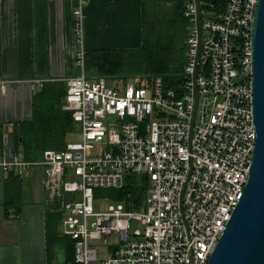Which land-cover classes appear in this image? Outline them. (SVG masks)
<instances>
[{"label":"built area","instance_id":"obj_1","mask_svg":"<svg viewBox=\"0 0 264 264\" xmlns=\"http://www.w3.org/2000/svg\"><path fill=\"white\" fill-rule=\"evenodd\" d=\"M183 1L190 47L181 81L166 88L161 75L149 85L116 86L105 76H88L87 0H78L80 73L67 78L63 109L80 138L63 149L46 148L37 159L13 143L0 147V177L42 167L47 206L61 214L74 264H207L243 196L257 140L253 26L259 0H226L220 7L201 0L200 9L198 0ZM129 175L147 177L144 205L126 200L97 212L96 190L121 189ZM114 233L118 241L102 259L92 240Z\"/></svg>","mask_w":264,"mask_h":264},{"label":"crops","instance_id":"obj_2","mask_svg":"<svg viewBox=\"0 0 264 264\" xmlns=\"http://www.w3.org/2000/svg\"><path fill=\"white\" fill-rule=\"evenodd\" d=\"M78 0H0V127L3 145L16 122L33 117L34 99L48 86L67 90L76 63ZM144 0H87V50H132L143 43ZM45 79L43 86L34 83ZM3 81V83H2ZM17 177V179L15 178ZM43 169L0 177V264H73V242L47 236ZM61 225V222H60ZM60 237L66 242H60ZM51 238L56 242L51 244Z\"/></svg>","mask_w":264,"mask_h":264},{"label":"trees","instance_id":"obj_3","mask_svg":"<svg viewBox=\"0 0 264 264\" xmlns=\"http://www.w3.org/2000/svg\"><path fill=\"white\" fill-rule=\"evenodd\" d=\"M214 1L217 5L223 6L226 0ZM123 49H95L87 50V63L99 67L107 73L108 64L119 59ZM137 57L142 61L145 70L148 72V80L139 82V85H149L153 76L161 75L164 78L166 88L176 87L182 79V73H168L174 61L170 58L166 47L153 42L146 34V22L143 20V43L137 50ZM0 56H1V34H0ZM93 77L92 72L89 74ZM66 89L45 86L34 99L33 117L31 119L16 122L13 130L14 140H11L16 147L24 146L25 156L28 159H37L46 148L63 149L68 141L67 136L75 135L78 129L70 111L63 109ZM140 177V178H137ZM17 179V177H15ZM135 179L141 180L140 184ZM148 181L146 176L129 175L123 188L118 189L117 197L126 200L127 193L133 195L135 202H140L141 196L146 195ZM61 222V214L49 212L47 214V236H56L55 229ZM72 241V240H71ZM73 242V241H72ZM74 264V243L73 258Z\"/></svg>","mask_w":264,"mask_h":264},{"label":"water","instance_id":"obj_4","mask_svg":"<svg viewBox=\"0 0 264 264\" xmlns=\"http://www.w3.org/2000/svg\"><path fill=\"white\" fill-rule=\"evenodd\" d=\"M198 3L200 9L201 0H198ZM254 14L253 93L257 129L256 146L249 170V181L243 196L207 264H264V0H259ZM197 23L199 48L194 73L195 82L202 39L200 11ZM197 102L196 89V107ZM195 113L196 110L192 120L191 136Z\"/></svg>","mask_w":264,"mask_h":264},{"label":"rangeland","instance_id":"obj_5","mask_svg":"<svg viewBox=\"0 0 264 264\" xmlns=\"http://www.w3.org/2000/svg\"><path fill=\"white\" fill-rule=\"evenodd\" d=\"M183 0H144V20L146 22V34L153 42L166 47L170 58L174 61L170 66L168 73H183L189 51L188 28L189 21L183 15ZM140 48V47H139ZM138 49V48H137ZM137 49L122 51L119 59L114 63L108 64L106 67L109 71L104 72L99 67L89 65L86 59V73L88 76L92 72L93 77L105 76L108 82L113 85H123L126 83H139L148 80L149 74L145 70L142 61L137 57ZM78 131L75 135H69L66 141L80 138ZM14 140L13 136H10ZM2 133L0 127V145H3ZM24 149L23 145H20ZM140 178V177H137ZM141 180L135 179L136 184H140ZM118 189L100 188L96 190L94 207L97 212H105L111 204L123 203L128 201L131 207H142L146 195L141 196L140 202H135L131 193H127L125 199L120 200L118 197ZM61 229L60 222L57 224L56 232ZM64 237V236H63ZM66 239L60 237V242H66ZM118 233H114L105 238L92 240V243L98 248L100 257L107 258L109 251L114 248L110 244L117 243ZM55 238H51V244L55 243Z\"/></svg>","mask_w":264,"mask_h":264}]
</instances>
